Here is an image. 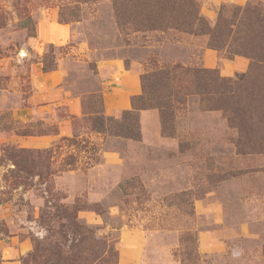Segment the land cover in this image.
Masks as SVG:
<instances>
[{
	"label": "rangeland",
	"instance_id": "rangeland-1",
	"mask_svg": "<svg viewBox=\"0 0 264 264\" xmlns=\"http://www.w3.org/2000/svg\"><path fill=\"white\" fill-rule=\"evenodd\" d=\"M143 1L0 0V264H264V63L137 30ZM198 2L211 25L264 7ZM176 63L218 70L220 109L194 94L165 128L148 108L139 137L119 135L142 74Z\"/></svg>",
	"mask_w": 264,
	"mask_h": 264
},
{
	"label": "trees",
	"instance_id": "trees-1",
	"mask_svg": "<svg viewBox=\"0 0 264 264\" xmlns=\"http://www.w3.org/2000/svg\"><path fill=\"white\" fill-rule=\"evenodd\" d=\"M144 1L145 7L151 6V9L142 11L146 14H142L144 17H141L140 20H136L139 19L138 16H133L136 18L133 23L137 30L173 27L185 33L207 36L211 48L224 51L229 56L243 54L251 57L254 62L264 63V52L261 53L258 49L264 36V7L259 2L248 4L239 14L234 10L225 13L223 6L216 23L211 25L200 14L198 0ZM114 3L119 4V0H114ZM116 15L120 26L123 27L128 23L119 18L122 17L121 11H116ZM133 15L136 13L134 12ZM30 23V18L22 22L24 27L29 26ZM43 69L44 71L51 70V62L44 61ZM141 80L143 92L132 98V110L124 111L122 119L125 121L127 118L129 119L127 124L122 120L119 135L131 138L139 137V114L141 110L148 108L159 109L165 128L170 116L174 114L176 106L185 104L194 94L205 96L204 101H208L207 108L220 109L219 101L223 96L221 94L225 93L223 89L226 86L216 69L185 67L179 63L172 66L162 65L152 71H147L142 74ZM90 97H97L96 100L99 102L91 107L92 129L106 132L109 130L113 118L105 115L100 95L88 96V100ZM212 100L215 102L214 104H212ZM84 102H87L86 99ZM226 110L229 109L226 108ZM86 238L84 234L81 241H85ZM75 256L76 254L69 253L66 255V259L70 261ZM76 258L77 256L75 260ZM84 261L86 263L88 258H84ZM96 264H105V261Z\"/></svg>",
	"mask_w": 264,
	"mask_h": 264
},
{
	"label": "crops",
	"instance_id": "crops-1",
	"mask_svg": "<svg viewBox=\"0 0 264 264\" xmlns=\"http://www.w3.org/2000/svg\"><path fill=\"white\" fill-rule=\"evenodd\" d=\"M135 87L137 88L136 85H135ZM136 88H135V89H136ZM136 92H137V91H136ZM137 93H138V92H137ZM137 93H133V94H137ZM123 104H124V106H125L126 108H128V106H129V101H128V104H127V101L124 100Z\"/></svg>",
	"mask_w": 264,
	"mask_h": 264
}]
</instances>
